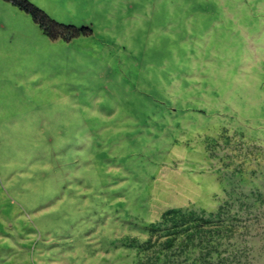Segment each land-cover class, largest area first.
Wrapping results in <instances>:
<instances>
[{
  "label": "rangeland",
  "instance_id": "obj_1",
  "mask_svg": "<svg viewBox=\"0 0 264 264\" xmlns=\"http://www.w3.org/2000/svg\"><path fill=\"white\" fill-rule=\"evenodd\" d=\"M26 1L59 27L0 0V264H147L221 205L264 264V0Z\"/></svg>",
  "mask_w": 264,
  "mask_h": 264
},
{
  "label": "trees",
  "instance_id": "obj_2",
  "mask_svg": "<svg viewBox=\"0 0 264 264\" xmlns=\"http://www.w3.org/2000/svg\"><path fill=\"white\" fill-rule=\"evenodd\" d=\"M6 1L30 14L48 37L55 38L51 28L59 25L38 8L26 0ZM80 31L91 33L87 29ZM150 226L151 231L163 233L162 242L155 244L151 238L144 244L135 239L130 242L143 251L156 246L147 264H251L254 258L246 243L249 222L238 214L231 215L226 205L215 211L171 208L162 213L159 222Z\"/></svg>",
  "mask_w": 264,
  "mask_h": 264
}]
</instances>
